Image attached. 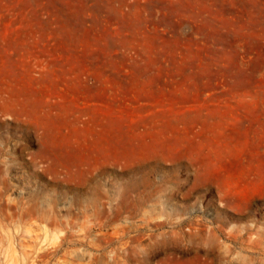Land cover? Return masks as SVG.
Segmentation results:
<instances>
[{
  "label": "rangeland",
  "instance_id": "rangeland-1",
  "mask_svg": "<svg viewBox=\"0 0 264 264\" xmlns=\"http://www.w3.org/2000/svg\"><path fill=\"white\" fill-rule=\"evenodd\" d=\"M0 217L77 264H264V0H0Z\"/></svg>",
  "mask_w": 264,
  "mask_h": 264
},
{
  "label": "bare ground",
  "instance_id": "bare-ground-1",
  "mask_svg": "<svg viewBox=\"0 0 264 264\" xmlns=\"http://www.w3.org/2000/svg\"><path fill=\"white\" fill-rule=\"evenodd\" d=\"M5 220L0 217V228L4 226ZM36 220L45 222L46 225L33 223L31 227L26 229V222L22 217H12L11 222L15 223V230L11 235L9 245H7L9 246L8 251H3L7 246L4 247L0 238V264H52L54 259L57 260V264H77L74 252L66 251L61 255V251L67 242V237L61 236V225L50 222L44 217ZM68 224L70 227L72 226V219ZM49 243H52V247L48 245ZM18 248L21 250V254L18 252ZM93 258L94 256L90 257V261L87 263L92 264ZM78 264H85V262L82 261Z\"/></svg>",
  "mask_w": 264,
  "mask_h": 264
}]
</instances>
